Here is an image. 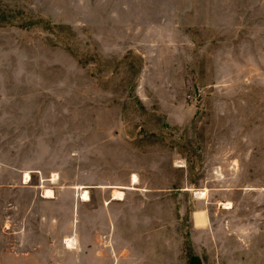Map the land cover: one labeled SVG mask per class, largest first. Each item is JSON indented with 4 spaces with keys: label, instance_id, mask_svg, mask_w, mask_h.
Segmentation results:
<instances>
[{
    "label": "rangeland",
    "instance_id": "374dc122",
    "mask_svg": "<svg viewBox=\"0 0 264 264\" xmlns=\"http://www.w3.org/2000/svg\"><path fill=\"white\" fill-rule=\"evenodd\" d=\"M0 264H264V0H0Z\"/></svg>",
    "mask_w": 264,
    "mask_h": 264
},
{
    "label": "bare ground",
    "instance_id": "6f19581e",
    "mask_svg": "<svg viewBox=\"0 0 264 264\" xmlns=\"http://www.w3.org/2000/svg\"><path fill=\"white\" fill-rule=\"evenodd\" d=\"M27 176H29L30 174L29 173H27L26 174ZM25 179V178H24ZM138 180V177H137V175H133V181L134 182H136ZM45 196H54V191L52 190V189H47L46 190V194H45ZM113 198H124V191H122V190H116L115 192H114V194H113ZM82 199H84V200H88V199H90V194H89V191H85L84 192V194H83V196H82ZM203 213L202 212H199L197 215L198 216H204V215H202ZM204 220H201V222H203ZM74 238V237H73ZM73 238H67L66 239V242H67V244H71L72 242H73ZM71 247V246H70ZM73 247V246H72Z\"/></svg>",
    "mask_w": 264,
    "mask_h": 264
}]
</instances>
